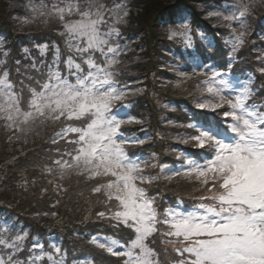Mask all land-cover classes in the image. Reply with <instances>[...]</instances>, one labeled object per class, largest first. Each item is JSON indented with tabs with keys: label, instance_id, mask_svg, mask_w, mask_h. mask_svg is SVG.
Listing matches in <instances>:
<instances>
[{
	"label": "snow or ice",
	"instance_id": "snow-or-ice-1",
	"mask_svg": "<svg viewBox=\"0 0 264 264\" xmlns=\"http://www.w3.org/2000/svg\"><path fill=\"white\" fill-rule=\"evenodd\" d=\"M256 7V0H231L206 13L229 29L225 66L191 51L184 66H166L177 78L166 84L180 88L192 82L194 101L187 123L167 120L186 129L174 139L194 150L173 149L171 165L156 152L134 151L150 139L146 132L144 138L127 132L144 123L129 110L132 97L145 91L132 87L140 81L120 79L132 51L121 42L130 20L128 0H28V14L13 19L21 28L57 23L64 48L55 42L36 45L39 61L24 49L27 62L15 60L17 80L0 41V130L6 142L22 148L46 137L56 146L40 167L42 175L57 195L68 191L64 181L72 178L90 185L99 210L94 219L90 210L83 222H106L114 232H85L81 238L119 264H264V97L257 99L261 89L254 86V72H233ZM165 24L168 40L194 49L187 10ZM257 59L264 63V57ZM256 72L264 76V66ZM174 181L191 192L177 193L169 203L160 185ZM28 184L24 179L21 187L26 191ZM0 264H68V253L59 240L46 244L3 217ZM72 264L96 261L86 254Z\"/></svg>",
	"mask_w": 264,
	"mask_h": 264
},
{
	"label": "trees",
	"instance_id": "trees-1",
	"mask_svg": "<svg viewBox=\"0 0 264 264\" xmlns=\"http://www.w3.org/2000/svg\"><path fill=\"white\" fill-rule=\"evenodd\" d=\"M148 1L128 0L131 21L137 19L139 10ZM108 2L111 3V0ZM230 2L231 0H170L150 13L151 17L145 27L122 28L124 39L121 42L129 44L132 51L124 58L123 74L120 79L124 82L140 81V84H133L132 87L145 89L143 94L132 97L133 104L130 108L131 114L144 123L128 126L127 132L141 138H144L145 132L150 136L145 145L134 151H142L145 154L156 152L161 162L170 165L176 162L173 149L187 148L189 151H194L190 146L178 144L174 139L176 133L184 132L186 129L167 124V120L188 122L194 103L190 95L193 91V83L189 82L182 89L174 87L173 84H166L167 81L175 82L177 79L166 66H184L189 58V51L204 60L210 58V62L225 66L230 51V46L225 44V38L230 34L229 29L214 21V18L209 20L202 15L221 10L226 3ZM27 4L28 0H0V41L10 52L9 66L12 67L14 80L18 79L15 75V60L27 62L24 61V49H28L30 54L39 61L40 56L36 45L51 46L55 42L62 49L64 48L63 40L57 34L59 25L55 22L47 28L38 25L21 28L16 25L12 16L16 13L20 16L27 15ZM256 4L255 14L248 17L247 40L237 54L239 62L235 64L233 72L237 74L241 71L254 72L256 76L254 86L261 89L257 95V99H260L264 97V76L256 72V69L264 66V63L257 59V57H264V0H256ZM181 10H187L189 13L195 42L192 50H186L182 41H170L166 36L165 21L174 19L175 13ZM201 34L214 41L215 47L209 48L206 40L201 38ZM47 60L51 61V53L48 54ZM163 105L169 107L165 108ZM141 128L144 131H141ZM15 146L16 144L10 145L6 142V135L3 130H0V218L14 219L18 225L30 233V236L37 237L46 244L51 239L62 242L63 248L68 253V264L83 258L86 254H91L96 264H119L117 258L108 256L102 250L89 245L86 238H81L85 232L102 231L109 235L114 232L106 222L93 223L91 219L87 223L83 222L90 210L93 212V219L94 212L99 210L95 197H90V185L78 183L76 178H72L64 181L68 191L57 195L53 186L48 183V179L42 175L40 167L48 162L47 157L51 155L49 149L56 146L47 143L46 137L36 139L35 143L22 148ZM24 179L29 181L26 191L21 187ZM33 179H35L34 184ZM45 188L47 192H42ZM179 190L182 193H179ZM160 191L163 192L164 200L171 203L177 193L186 196L191 192V188L183 181L178 183L174 181L171 185L161 183ZM30 194L37 197L31 199L33 195ZM3 196L4 198L6 196V199ZM11 198L15 201H24L25 204L29 203L27 207L29 211L21 210ZM57 200L59 203L52 207ZM188 202L191 203V201ZM83 208H87L84 216L78 217L71 211H84ZM47 210L62 212L67 218H64L65 220L61 223H52L44 220L42 216L35 215ZM125 232H121V235L123 236Z\"/></svg>",
	"mask_w": 264,
	"mask_h": 264
},
{
	"label": "rangeland",
	"instance_id": "rangeland-1",
	"mask_svg": "<svg viewBox=\"0 0 264 264\" xmlns=\"http://www.w3.org/2000/svg\"><path fill=\"white\" fill-rule=\"evenodd\" d=\"M170 0H149L148 2H147V4L145 5V6H143V8L142 9H140L139 10V15H137V19H135L134 21H131V17H130V20H129V23H128V25L127 26H125L126 28H133L134 26L136 27V26H139L140 28L141 27H145V25H146V23H147V21H148V19L151 17V15H150V13H152V11L153 10H155L156 8H158V7H161V6H164L165 4H167L168 2H169ZM130 12H131V9H130ZM208 13V12H207ZM13 17H24V16H20L18 13H16V14H14L13 16H12V19H13ZM202 17L203 18H206V19H209V20H211V18H207V16H206V13L204 14V15H202ZM214 21H217V19L216 18H214ZM214 21H212V22H214ZM16 25L17 26H19V24L17 23V21H16ZM32 26H36V25H32ZM20 27V26H19ZM184 88V87H183ZM180 89H182V87L180 88ZM129 114L130 115H132L131 114V112H130V110H129ZM133 116V115H132ZM33 143H35V141L34 142H29L27 145H31V144H33ZM27 145H23L22 147H25V146H27ZM15 147H21V146H19V145H16ZM179 193H182V191H180L179 190ZM39 194H42V193H39ZM44 194V193H43ZM30 195H33V194H30ZM37 196H35V195H33V196H31L30 198L31 199H34V198H36ZM3 198H4V196H3ZM27 198H29L28 196H27ZM26 198V199H27ZM4 199H6V196H5V198ZM12 199V198H11ZM13 200V199H12ZM24 201H19V200H13V203H16L17 205H18V207L21 209V210H27V211H29V209L27 208V207H29L28 206V204L29 203H23ZM32 205H34V204H32ZM71 209V208H70ZM84 209V211H79V212H77V211H74V210H71V211H73L74 212V214H77V216L79 217V216H84V214H86V212H87V208H83ZM55 212H57L56 210H54ZM46 212H49V213H51V212H53L52 210H47ZM61 212V211H60ZM41 213V212H40ZM43 213V212H42ZM40 216H42L43 218H44V220H46V221H48V222H52V223H61V222H63L65 219L64 218H67L66 217V215L64 214V213H58V215H57V217H52L51 215H49V216H43V215H40ZM39 216V217H40Z\"/></svg>",
	"mask_w": 264,
	"mask_h": 264
}]
</instances>
